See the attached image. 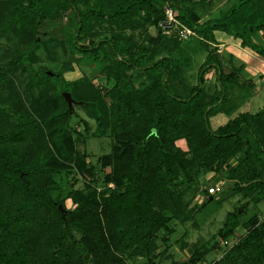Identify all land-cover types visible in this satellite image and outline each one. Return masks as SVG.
I'll use <instances>...</instances> for the list:
<instances>
[{
    "label": "trees",
    "instance_id": "trees-1",
    "mask_svg": "<svg viewBox=\"0 0 264 264\" xmlns=\"http://www.w3.org/2000/svg\"><path fill=\"white\" fill-rule=\"evenodd\" d=\"M205 1L0 0V36L15 39L13 46L0 43V264H130L137 256L154 264L171 221L190 219L213 199L201 187L207 173L253 203L264 200V109L211 120L242 67L225 70L214 31L264 61V0H238L200 22ZM165 2L207 51L195 84L184 82L182 40L161 33ZM64 19L72 28L66 37ZM65 40L73 54L100 64L104 83L86 74L66 79L70 62L51 75L34 70L40 48L51 56L50 46ZM210 71L212 92L205 85ZM65 91L94 119L90 134L110 137V151L95 163L78 146L89 122L81 119L83 131L73 126ZM62 172L79 174L84 190L55 197L54 176ZM197 190L203 201L189 207L185 197ZM238 210L227 214L221 240L235 234ZM243 225L246 232L209 264H264V217ZM217 246L170 264H202Z\"/></svg>",
    "mask_w": 264,
    "mask_h": 264
},
{
    "label": "rangeland",
    "instance_id": "rangeland-1",
    "mask_svg": "<svg viewBox=\"0 0 264 264\" xmlns=\"http://www.w3.org/2000/svg\"><path fill=\"white\" fill-rule=\"evenodd\" d=\"M238 0H206L198 7L203 20L211 15L218 16L221 12L227 10L232 4ZM166 5H171L169 2L163 4V9ZM212 7V8H211ZM211 8V9H210ZM62 28L64 37L71 33L72 28L65 25ZM107 31V30H106ZM105 31V32H106ZM150 34L156 35L157 29L150 27ZM104 34V33H103ZM137 40L142 39L143 33L139 31L134 32ZM0 36V43L13 46L15 39L11 36ZM94 39H99L94 38ZM58 41V40H57ZM214 44H212L213 46ZM220 49V48H219ZM181 58L188 59V66L185 67L186 85H192L196 82V75L199 65L206 59L207 51L199 44L195 37L188 40L180 41ZM51 56H48L44 48H40L38 54L40 60L33 64L35 71L41 68L49 69L48 71H58L64 66L65 63L70 62L73 65L72 71H65L64 76L66 79H76L82 74H86L89 78H94V83H104V78L99 73V65L97 62L91 61L88 58L82 57L79 53H72L69 42L65 40L64 46L55 42L50 46ZM224 64L226 71L238 66H242L237 71V81L227 85L226 89V104L221 110H218L212 116V123L218 121L223 122L228 118L234 117L241 110L255 111L259 108L264 109V61L255 53L247 48H241L234 44H226L222 51L217 50ZM101 57V53H100ZM262 60V61H260ZM207 82L206 89L212 92L216 88L214 81V73L210 71L206 74ZM73 112L76 116L72 117L73 126L83 131L84 125L81 119H86L89 122L90 132L85 133L84 145L78 144L80 148L85 149L89 154V159L95 163L97 158L110 151V137L107 135L97 137L92 134L95 130L94 119L88 117L83 110L73 104ZM177 144L182 148H186L185 141L180 139ZM56 181V189L53 195L57 198H65L69 191L84 190L83 179L77 173L62 172L54 176ZM201 187H208L210 185L221 183L223 186L222 192L214 194L213 199H210L204 207L199 211L193 213L190 219L181 222L176 219L172 220L170 226L173 229L171 234H168V242L163 243L157 240L158 248L156 249L157 256L155 257L154 264H170L171 260L177 263L185 261L193 250L197 248L211 247L215 242L218 246L207 254V260L202 264H209L208 260L219 258L223 250L230 247L237 238L244 234L247 227L243 225L253 215L264 217V200L259 203H253L248 198L243 197L237 193L230 186L231 183L226 182L224 179L219 178L212 173H207L201 177ZM200 184H198L199 190ZM195 193L189 192L185 200L189 201V207L200 204L203 200L199 191ZM73 204L68 199L66 206L71 207ZM244 205V207H243ZM236 209H241L237 215L239 226L236 228L234 235L226 240H221L218 232L223 228L227 214L234 212ZM162 234L164 232L162 231ZM161 235V234H160ZM130 264H149L143 257L137 256L136 258L129 259Z\"/></svg>",
    "mask_w": 264,
    "mask_h": 264
},
{
    "label": "built area",
    "instance_id": "built-area-1",
    "mask_svg": "<svg viewBox=\"0 0 264 264\" xmlns=\"http://www.w3.org/2000/svg\"><path fill=\"white\" fill-rule=\"evenodd\" d=\"M164 16L159 22V27L161 33L170 36L176 37L179 40H188L192 37H196L197 34L195 30L183 24L177 17V12L171 5H166L163 9ZM223 186L221 183H216L207 187L209 195H214L218 192H222ZM203 199L204 196L201 195Z\"/></svg>",
    "mask_w": 264,
    "mask_h": 264
},
{
    "label": "crops",
    "instance_id": "crops-1",
    "mask_svg": "<svg viewBox=\"0 0 264 264\" xmlns=\"http://www.w3.org/2000/svg\"><path fill=\"white\" fill-rule=\"evenodd\" d=\"M211 11H213V10H208V14H210V17H208V18L216 16V15H211ZM208 18H206V19H208ZM203 21H204L203 18H201L200 22H203ZM214 35H215L216 40L218 41V44H216V45H217V48L219 51H222L223 47H225L226 44H234L236 47L240 46V41L238 39H234L230 35L222 32V31L216 30V31H214ZM241 48H243V47H241ZM260 61H262V60H260Z\"/></svg>",
    "mask_w": 264,
    "mask_h": 264
},
{
    "label": "water",
    "instance_id": "water-1",
    "mask_svg": "<svg viewBox=\"0 0 264 264\" xmlns=\"http://www.w3.org/2000/svg\"><path fill=\"white\" fill-rule=\"evenodd\" d=\"M47 74L51 75L53 73H52V71H47ZM62 96L64 97L65 101L67 102L68 108H69V110L71 112L72 109H73V104L76 101L72 98L71 94L69 92H67V91L62 92ZM210 199H211V197H210ZM58 208L61 210V212H63L64 209H63L62 205H59ZM240 211H241V209L238 210V212H240Z\"/></svg>",
    "mask_w": 264,
    "mask_h": 264
}]
</instances>
